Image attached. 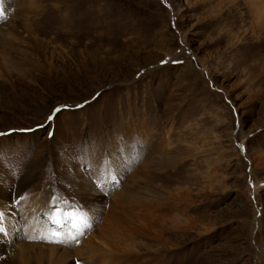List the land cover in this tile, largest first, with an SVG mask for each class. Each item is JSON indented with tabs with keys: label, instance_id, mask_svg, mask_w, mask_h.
<instances>
[{
	"label": "rangeland",
	"instance_id": "1",
	"mask_svg": "<svg viewBox=\"0 0 264 264\" xmlns=\"http://www.w3.org/2000/svg\"><path fill=\"white\" fill-rule=\"evenodd\" d=\"M256 2L4 0L0 185L48 209L0 207L9 263L264 264ZM57 200L93 213L78 243L39 238Z\"/></svg>",
	"mask_w": 264,
	"mask_h": 264
},
{
	"label": "bare ground",
	"instance_id": "2",
	"mask_svg": "<svg viewBox=\"0 0 264 264\" xmlns=\"http://www.w3.org/2000/svg\"><path fill=\"white\" fill-rule=\"evenodd\" d=\"M253 1H254V4H257V2H256L257 0H253ZM259 3L263 4V6H264V3H262V2H259ZM257 7H259V6H257ZM263 16H264V12H263ZM128 145H130V143L129 144L127 143V146ZM26 184H27V180H25V178H24L23 181L20 183L19 187L15 189V192H14L15 195L13 193H11L10 191H7L2 185H0V207H7L11 203H17V202L21 203L19 205L20 206L19 211H21L22 218H23V216H25V217L27 216L31 226L34 227L36 225V222L34 221V219H35L34 216H36L39 212H43V213L48 212V209L39 200H37V204L38 205L33 207L30 204L28 205L26 203L27 201L25 202V199L20 198L22 196V193H23L24 189L26 188L25 187ZM5 210H6V212H4L3 217L9 223L13 222L14 216L16 214V210H14L12 208V205L9 206V208H7ZM84 211H85L86 217L90 218V217L93 216V213L90 210L84 209ZM0 226L3 227V224L0 225ZM10 227L9 228L3 227L4 234H5L4 238L7 241H10V238L12 236L11 232L13 230ZM7 250H8V245L5 244V241L3 242V244L0 243V261H1L0 264H7L9 262H13L9 258H6V256L8 255ZM32 258H33V256L32 257H28V256L23 255L20 258L21 259V263L31 264L30 261L32 260ZM26 259H29L30 261L26 262ZM9 264H11V263H9Z\"/></svg>",
	"mask_w": 264,
	"mask_h": 264
},
{
	"label": "snow or ice",
	"instance_id": "3",
	"mask_svg": "<svg viewBox=\"0 0 264 264\" xmlns=\"http://www.w3.org/2000/svg\"><path fill=\"white\" fill-rule=\"evenodd\" d=\"M3 2L4 0H0V18H2L3 16ZM56 111H59V109H57ZM49 119L51 120L53 118L49 117ZM71 207L72 206L69 204L61 208L59 201H55L53 204V210L49 214L50 223L55 227L50 230L48 236L39 238L46 239L49 243L64 244L69 240L78 243V237L84 235V231L88 229L90 225L87 223V218L82 212H68L67 209ZM3 215V213H0V225H2ZM69 225H71V229L74 231L75 234L62 238L61 232L57 231L56 229H60L62 231ZM3 232L4 229L2 226H0V233Z\"/></svg>",
	"mask_w": 264,
	"mask_h": 264
}]
</instances>
